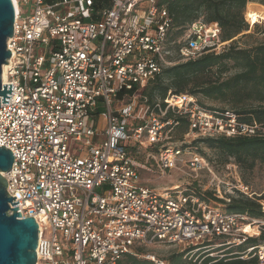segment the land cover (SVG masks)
Segmentation results:
<instances>
[{
	"label": "built area",
	"instance_id": "2783aa9c",
	"mask_svg": "<svg viewBox=\"0 0 264 264\" xmlns=\"http://www.w3.org/2000/svg\"><path fill=\"white\" fill-rule=\"evenodd\" d=\"M167 1L15 3L1 74V89L12 84V92L7 104L0 96V147L13 162L2 177L11 203L18 202L9 214L17 208L19 219L38 226L35 264H121L127 254L164 264L137 251L217 240L223 243L215 246L240 245L264 233V221L226 213L185 188L160 192L141 181L149 163L161 172L184 163L194 180L189 186L209 171L195 153L180 158L175 117L186 119L184 136L193 140L264 137V123L240 121L229 109L210 112L186 93L139 101L162 69L229 45L217 24L201 19L176 40ZM145 146L157 151L141 165L134 155ZM230 175L227 194L217 188L213 196L225 203L232 195L252 198L238 173ZM242 254L264 264V246Z\"/></svg>",
	"mask_w": 264,
	"mask_h": 264
},
{
	"label": "trees",
	"instance_id": "16d2710c",
	"mask_svg": "<svg viewBox=\"0 0 264 264\" xmlns=\"http://www.w3.org/2000/svg\"><path fill=\"white\" fill-rule=\"evenodd\" d=\"M249 2L259 3L264 8V0H168L166 6L171 17V36L175 38L181 35L190 24L201 19L205 23L217 24L221 42L231 43L220 53L203 54L195 60L162 69L139 92V100L153 104L157 99L163 102L172 95L186 93L197 97L199 104L210 112H221L224 108L207 106L200 97L229 105V110L240 121L255 120L264 123V40L248 48H240L234 41L238 35L248 31L244 11L246 5L247 10L252 6ZM254 29L264 34V27L259 29L256 25ZM174 122V129L179 128L182 134L187 132L186 119L175 117ZM199 144L220 151L242 171L251 172L257 162L264 163V137L196 139L189 145L183 144L179 149L186 151L188 147ZM187 192L207 204L224 205L226 213L243 214L251 219L264 221L260 203L262 199L255 197L252 191V198L239 195L237 198H230L229 203L216 199L213 193L203 192L195 186L187 187ZM225 246L235 250L228 249L221 257L210 256L222 250L218 248ZM257 246H264V233L259 237L247 238L240 245L215 246V243H204L191 246L161 261L164 264H260L257 257L241 258L248 248ZM141 253L142 250L139 249L137 255ZM121 264L157 263L127 254Z\"/></svg>",
	"mask_w": 264,
	"mask_h": 264
},
{
	"label": "rangeland",
	"instance_id": "374dc122",
	"mask_svg": "<svg viewBox=\"0 0 264 264\" xmlns=\"http://www.w3.org/2000/svg\"><path fill=\"white\" fill-rule=\"evenodd\" d=\"M249 3H251L252 6L247 10L246 5L244 11V20L249 26L248 31L234 38V41L237 42V46L240 48L252 47L256 43L264 40V34H261L259 31L257 32L254 29L256 25L259 27V29H262L264 27V8H262V5H260L259 3ZM246 19L249 22L246 21ZM178 38L179 36L176 38V40ZM228 43L230 44L231 41ZM199 99L207 106L230 109L229 105H226L224 103L202 99L201 97ZM184 135L185 134H182L179 128L174 129L172 138L174 141V147L181 148L183 144L189 145L194 141L191 137L188 138ZM154 152L155 147L145 146L142 148V150H140L138 154L134 155V158L142 165L147 161V158L149 156L153 155L152 153ZM193 152L201 155L205 159L209 170H205L199 174L197 178V185L199 186H195L197 187V189H201V191L203 192L208 191L213 193V191L219 188L221 195L224 196V193L227 194V185L233 184V178L230 174L233 175L234 171H236L239 175L241 183L248 186L249 189L255 194V197H261L262 200L260 201V203L262 204V209L264 210V163L257 162L255 168L251 172L242 171L232 159H227L226 156L220 151L208 149L203 144L188 147L184 152L180 151V158L183 161H187L189 159V154ZM230 165H232V168H230ZM235 167L236 170H234ZM187 174L188 171L184 163H178L175 169L165 172H161L158 168L152 166L151 163H149L147 169H141L140 171L142 183L149 188L155 189L160 192L165 189L172 188H178L179 190L182 188L187 189V187H189V185H192L194 181L193 179L189 178ZM231 197L235 198V195H232ZM211 206H215L217 208H220L219 210L224 211V205L222 204L215 205L211 203ZM258 225L259 228L262 229V225ZM212 243L218 245V243H223V241L217 240ZM218 249L222 250L219 252H215L210 256L214 258L221 257V255H223V253H225V251H227L228 249H230V251L235 250L234 248H227L226 246ZM140 250H142L144 256L149 254L151 256H154L156 260L161 261L167 259L173 253L184 250V248L180 246L154 245L149 247H142V249Z\"/></svg>",
	"mask_w": 264,
	"mask_h": 264
},
{
	"label": "water",
	"instance_id": "95a60500",
	"mask_svg": "<svg viewBox=\"0 0 264 264\" xmlns=\"http://www.w3.org/2000/svg\"><path fill=\"white\" fill-rule=\"evenodd\" d=\"M15 9L12 0H0V96L1 103L7 104L12 92L11 85H2V67L6 64L10 52L6 48V41L12 35ZM13 157L8 149L0 147V264H35L38 226L33 218L19 219L18 205L12 202L5 188L6 181L2 173H7L12 165Z\"/></svg>",
	"mask_w": 264,
	"mask_h": 264
},
{
	"label": "bare ground",
	"instance_id": "6f19581e",
	"mask_svg": "<svg viewBox=\"0 0 264 264\" xmlns=\"http://www.w3.org/2000/svg\"><path fill=\"white\" fill-rule=\"evenodd\" d=\"M12 1H13V4H14V9L16 10V8H15V3L17 2V0H12ZM246 21H248V20L246 19ZM248 22H249V21H248ZM252 24H253V23H252ZM4 71H5V66L2 67V75H3ZM3 174H4V173H2V175H3ZM254 230H255V229H250L249 232H250V233H253Z\"/></svg>",
	"mask_w": 264,
	"mask_h": 264
}]
</instances>
